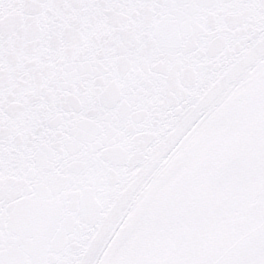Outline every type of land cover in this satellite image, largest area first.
Wrapping results in <instances>:
<instances>
[{
	"label": "snow or ice",
	"instance_id": "6c2138e0",
	"mask_svg": "<svg viewBox=\"0 0 264 264\" xmlns=\"http://www.w3.org/2000/svg\"><path fill=\"white\" fill-rule=\"evenodd\" d=\"M0 264H264V0H0Z\"/></svg>",
	"mask_w": 264,
	"mask_h": 264
}]
</instances>
